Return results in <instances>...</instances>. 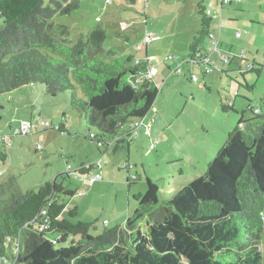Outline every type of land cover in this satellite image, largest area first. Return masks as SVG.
Instances as JSON below:
<instances>
[{
    "label": "trees",
    "instance_id": "obj_1",
    "mask_svg": "<svg viewBox=\"0 0 264 264\" xmlns=\"http://www.w3.org/2000/svg\"><path fill=\"white\" fill-rule=\"evenodd\" d=\"M197 5L201 26L184 62L193 67L210 55L206 45L212 33L216 36L204 1ZM80 7V0H0V97L32 83L45 84L53 96L70 90L73 106L100 132L91 137L90 130V140L102 152L117 150L134 135L160 89L154 76L141 81L150 60L142 63L132 54L125 64L102 58L121 51L104 47L102 26L69 44L70 27L54 18ZM217 54L212 53L214 60L220 59ZM235 57L226 64L238 62ZM250 110L254 119H245L243 112L205 174L162 201L158 185L148 179V190L126 223L98 235L91 233L95 223L70 219L77 207L63 215L77 189L54 180L22 192L14 178L0 181V259L12 258L11 264H264V121L251 123L264 113L260 107ZM1 145H6L0 144L5 161ZM94 168L93 162L83 163L78 172Z\"/></svg>",
    "mask_w": 264,
    "mask_h": 264
},
{
    "label": "rangeland",
    "instance_id": "obj_2",
    "mask_svg": "<svg viewBox=\"0 0 264 264\" xmlns=\"http://www.w3.org/2000/svg\"><path fill=\"white\" fill-rule=\"evenodd\" d=\"M80 1L81 7L72 14L54 18L56 24L70 27L69 44L104 27V47L119 46L121 51L102 58L125 64V57L132 54L139 62L150 60L157 69L153 75L160 89L157 100L138 133L122 141L119 149L101 153L89 138L90 130L100 132L73 106L72 91L53 96L45 84L32 83L1 95L0 142L6 145L1 149H6L7 157L0 160V181L14 178L22 192L54 180L77 189L67 198L63 215L77 207L78 214L70 219L95 223L91 233L98 235L106 227L126 223L148 190V179L158 185L161 201L172 197L206 173L244 111L245 119L254 117L251 106L264 113V0ZM198 1L214 4L219 16L213 18L212 31L217 40L222 34L219 48L233 59L238 57V62L232 59L230 64L216 59L220 66L208 74L202 67L183 63L201 26ZM229 22L242 37L227 27ZM147 36L158 41L142 47ZM206 48L211 53L214 46L207 43ZM175 64L184 71L175 72ZM191 73L199 81H192ZM78 95L85 96L80 87ZM223 104L234 109L224 111ZM263 121L258 118L251 123ZM25 125L31 128L25 131ZM127 129L125 125L121 131ZM90 161L100 168L80 174L82 164ZM96 173L101 177L87 185L85 180ZM141 226L147 229L145 222ZM12 261L1 258L0 264Z\"/></svg>",
    "mask_w": 264,
    "mask_h": 264
},
{
    "label": "built area",
    "instance_id": "obj_3",
    "mask_svg": "<svg viewBox=\"0 0 264 264\" xmlns=\"http://www.w3.org/2000/svg\"><path fill=\"white\" fill-rule=\"evenodd\" d=\"M206 12H207V14L211 18H215V17H218L219 16V11H217V9L214 8V4H212V2H208L206 4ZM219 31H220V29H219ZM236 35L238 37L241 36V32L238 31L236 33ZM157 39H158V37H150V36H147L145 42L142 43V47L147 46L148 45V42L155 41ZM211 44L214 46L213 51L200 64L201 67L204 68V70H205V72L207 74L210 73V72H212V70L215 67H217V66L219 67L220 66L219 62L216 59L214 60L212 58V53H218L219 54V57H220V60L219 61H221L223 63H228L229 62V56L227 54H225V53L220 52V50H219V41L217 40V38H216V36H215L214 33L211 34ZM168 59H173V57L171 56ZM181 70L182 69L180 68V65H177L175 67V71L176 72L181 71ZM156 71H157V69L155 67H151L149 74L148 75L146 74V75L142 76L141 77V81L145 77H149V78L153 77V75L156 73ZM191 79H192V81L197 82L198 81V76L197 75H193ZM142 121L140 122V124L142 123ZM140 124H136L135 129H137L140 126ZM30 128H31L30 125H25V131H27ZM134 133H137V131L134 132ZM94 135H95V133L92 132L91 133V137H93ZM0 141H1V138H0ZM99 145H102V143H100ZM96 166H97V168H100L99 163H97ZM100 177H101L100 176V173H96L93 177L86 179L85 182H86L87 185H92L95 182V180L99 179ZM107 223L108 222H106V224Z\"/></svg>",
    "mask_w": 264,
    "mask_h": 264
},
{
    "label": "crops",
    "instance_id": "obj_4",
    "mask_svg": "<svg viewBox=\"0 0 264 264\" xmlns=\"http://www.w3.org/2000/svg\"><path fill=\"white\" fill-rule=\"evenodd\" d=\"M221 5H223V3H222ZM222 18H223V17H222ZM228 26H229V27L231 26V29L235 30V32L237 31V30L233 27V25H232L230 22L227 23V27H228ZM229 27H228V28H229ZM223 28H224V27H222V31H223ZM229 29H230V28H229ZM221 39H222V34H221ZM155 41H156V40H155ZM157 41H158V39H157ZM171 50H173V49H171ZM147 54H149V53H148V50H147ZM146 56H147V55H146ZM183 61H184V60H183ZM183 61H182V62H183ZM140 62H141V61H140ZM184 62H185V61H184ZM184 62H183V63H184ZM176 64H177V63H176ZM176 64H175V67L177 66ZM148 65H150V66L152 65V64L150 63V61H149ZM182 66H183V65H182ZM191 66H192V65H191ZM182 69H183V67H182ZM174 71H175V69H174ZM181 71H184V70H181ZM175 72H176V71H175ZM153 78H154V77H153ZM154 79H155V78H154ZM155 81H156V80H155ZM198 81H199V80H198ZM147 115H148V114H147ZM143 121H144V120H143ZM143 121H142V122H143ZM141 124H142V123H141ZM141 124H140V125H141ZM139 127H140V126H139ZM134 131H135V132L138 131V128L135 129ZM119 147H120V146H119ZM119 147H118L117 149H119ZM113 148H114V147H113ZM113 148L108 149V150H104L103 152H101L102 150H100V152H101V153H108V152H110ZM113 150L115 151V149H113ZM92 162H93V161H90L89 163H86V164H90V163H92ZM86 174H88V172H87Z\"/></svg>",
    "mask_w": 264,
    "mask_h": 264
}]
</instances>
